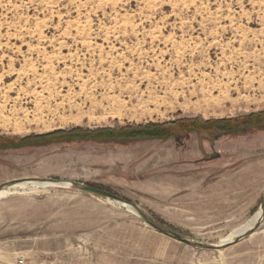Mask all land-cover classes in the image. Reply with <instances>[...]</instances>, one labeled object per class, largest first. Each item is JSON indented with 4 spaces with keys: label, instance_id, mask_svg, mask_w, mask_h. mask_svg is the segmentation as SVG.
Wrapping results in <instances>:
<instances>
[{
    "label": "rangeland",
    "instance_id": "1",
    "mask_svg": "<svg viewBox=\"0 0 264 264\" xmlns=\"http://www.w3.org/2000/svg\"><path fill=\"white\" fill-rule=\"evenodd\" d=\"M262 112L264 0H0V137ZM2 191L0 264H264V215L211 247L264 204V130L1 150Z\"/></svg>",
    "mask_w": 264,
    "mask_h": 264
},
{
    "label": "trees",
    "instance_id": "2",
    "mask_svg": "<svg viewBox=\"0 0 264 264\" xmlns=\"http://www.w3.org/2000/svg\"><path fill=\"white\" fill-rule=\"evenodd\" d=\"M251 130H264V112L232 119H211L203 117L181 118L169 123H149L96 130L75 128L44 135L28 137H0V151L40 147L50 144H72L94 142L128 145L144 141H167L197 134L203 141L215 142L225 135H245ZM131 203L130 201L126 200ZM164 223H161V226Z\"/></svg>",
    "mask_w": 264,
    "mask_h": 264
},
{
    "label": "water",
    "instance_id": "3",
    "mask_svg": "<svg viewBox=\"0 0 264 264\" xmlns=\"http://www.w3.org/2000/svg\"><path fill=\"white\" fill-rule=\"evenodd\" d=\"M51 182H55V183H60L58 181H51ZM18 181H15L13 182L11 185H15L17 184ZM72 184V183H71ZM8 186V185H7ZM7 186H3L4 187H7ZM75 187L77 190L79 191H82V192H85V193H89V194H92V195H97V196H100V197H104V198H107V199H111V200H115L117 202H120L122 204H126V205H130L133 207V209L137 212V214L143 218V220L149 224L151 227H153L154 229H156L157 231L163 233V234H166L174 239H177L181 242H184L186 244H192L189 240L185 239L183 236H181L180 234L172 231V230H169V229H166L164 227H162L161 225L157 224L150 216L146 215L145 213H143L137 206L127 202L125 199H123L122 197L108 191V190H103V189H100V188H97V187H93V186H88V185H79V184H75ZM262 209H263V215H264V204L262 205ZM262 215V216H263ZM262 218V217H261ZM258 224V223H257ZM256 224V225H257ZM255 225V227H256ZM255 227H253L251 230L247 231L246 233H244L243 235L237 237L236 240L232 241L231 243H227V244H221V245H211L212 248H224L226 246H230L232 244H236L238 243L240 240H242L243 238H245L246 236H248L249 232L250 231H253L255 229ZM197 246H202L201 243H197L196 244Z\"/></svg>",
    "mask_w": 264,
    "mask_h": 264
},
{
    "label": "bare ground",
    "instance_id": "4",
    "mask_svg": "<svg viewBox=\"0 0 264 264\" xmlns=\"http://www.w3.org/2000/svg\"><path fill=\"white\" fill-rule=\"evenodd\" d=\"M29 185L35 186V187L57 186V187H60V188L61 187H70V186H72V184L70 182H60V183H55V182H21V183L15 184L13 187L14 188H17L18 187V188L25 189ZM3 194H5V191L0 192V195H3ZM123 205L130 212L138 215L137 212L133 209L132 206L126 205V204H123ZM262 215H263V209L260 208L257 211V213L254 215V217L252 218L251 222L248 225H246V226L244 225V227H242L238 231H236L230 238H228L226 240L224 239V241L222 242V244L231 243L232 241H234V239L236 237H239V236L243 235L244 233H246L247 231L251 230L259 222V220L261 219Z\"/></svg>",
    "mask_w": 264,
    "mask_h": 264
}]
</instances>
